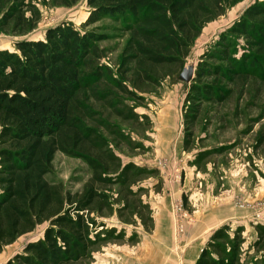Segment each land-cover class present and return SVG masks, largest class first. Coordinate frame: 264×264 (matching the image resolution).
Here are the masks:
<instances>
[{"label":"rangeland","instance_id":"rangeland-1","mask_svg":"<svg viewBox=\"0 0 264 264\" xmlns=\"http://www.w3.org/2000/svg\"><path fill=\"white\" fill-rule=\"evenodd\" d=\"M20 1L27 7L25 18L37 17L35 29L24 35L0 31V51H14L19 41L41 40L47 29L62 22L103 37L95 44L102 58H93L103 76L76 95V116L105 140L122 167L132 164L152 172L130 187L131 197H124L118 185L102 189L109 207L91 216L96 223L91 237L99 241L80 264H196L212 234L223 226L231 234L242 231L240 264H264V248L254 246L253 227L264 225V74L256 70L232 86L205 80L224 98L201 102L192 120L185 116L188 91L203 57L247 8L264 0H223V15L203 26L182 63L155 68L156 83L139 90L126 83L135 98L119 94L111 82L119 80L129 40L122 20L104 18L82 28L90 12L86 0L71 8L53 0H0V20ZM236 44L240 55L245 40ZM185 69L192 71L190 83L179 80ZM131 113L134 117L127 118ZM52 169L46 180L71 195L81 193L91 178L81 159L62 153L54 155ZM48 226L45 222L3 247L0 264L41 240Z\"/></svg>","mask_w":264,"mask_h":264},{"label":"trees","instance_id":"trees-1","mask_svg":"<svg viewBox=\"0 0 264 264\" xmlns=\"http://www.w3.org/2000/svg\"><path fill=\"white\" fill-rule=\"evenodd\" d=\"M53 1L71 8L80 0ZM17 2L0 20L3 33L24 35L35 29L37 17L25 18L27 7ZM222 3L86 0L90 12L82 28L104 18L122 20L129 40L122 52L119 80L111 82L119 94L135 98L126 83L139 90L156 83L155 68L182 63L203 26L223 15ZM102 38L62 22L47 29L41 40L19 41L14 51H0V251L49 223L41 240L26 245L6 264H80L88 260L99 241L91 237L96 226L91 216L109 207L102 189L118 185L128 198L132 196L130 187L152 174L132 164L122 167L105 140L83 127L76 116V95L103 76L102 68L93 62V58H102L95 49ZM238 39L245 40L240 55ZM203 58L186 99L189 120L201 102L224 98L205 80L232 86L256 75V70L264 74V1L247 8ZM220 64L226 65L225 71ZM56 153L81 159L90 168L91 178L81 193L71 195L62 185L46 180ZM253 227L257 236L254 246L264 248V225ZM241 232L235 229L231 234L227 226L216 230L196 264H240Z\"/></svg>","mask_w":264,"mask_h":264},{"label":"water","instance_id":"water-1","mask_svg":"<svg viewBox=\"0 0 264 264\" xmlns=\"http://www.w3.org/2000/svg\"><path fill=\"white\" fill-rule=\"evenodd\" d=\"M192 79V71L187 69L183 70L179 76V80L184 83H190Z\"/></svg>","mask_w":264,"mask_h":264}]
</instances>
